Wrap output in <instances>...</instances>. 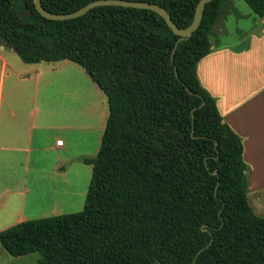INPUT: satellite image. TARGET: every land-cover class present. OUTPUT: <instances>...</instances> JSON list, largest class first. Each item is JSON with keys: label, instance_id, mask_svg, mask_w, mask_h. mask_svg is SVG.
Listing matches in <instances>:
<instances>
[{"label": "trees", "instance_id": "16d2710c", "mask_svg": "<svg viewBox=\"0 0 264 264\" xmlns=\"http://www.w3.org/2000/svg\"><path fill=\"white\" fill-rule=\"evenodd\" d=\"M90 1L40 3L67 13ZM140 1L184 28L198 0ZM243 1L264 17V0ZM224 4L205 3L171 55L177 35L148 9L102 5L54 20L33 0H0V44L25 63L77 64L106 102L97 152L84 159L91 170L82 208L0 231L9 255L37 252L35 264H190L209 243L193 264H264V215L247 201L241 139L196 75Z\"/></svg>", "mask_w": 264, "mask_h": 264}, {"label": "crops", "instance_id": "0c3cea01", "mask_svg": "<svg viewBox=\"0 0 264 264\" xmlns=\"http://www.w3.org/2000/svg\"><path fill=\"white\" fill-rule=\"evenodd\" d=\"M254 38L259 44L264 34ZM210 47L211 51L197 62L196 75L215 98L221 121L241 139L246 192L252 190L254 207L260 209L264 201V149L258 148L255 139L264 136V115L258 111V107L264 109V96L258 92L264 84L254 88L256 85L249 81L237 85L231 80L220 87L216 66L251 52L217 49L213 40ZM257 50L258 46L253 54ZM66 67L64 60L25 63L11 48L0 44V231L20 221L74 212L75 190L69 171L74 175L82 165H89L91 170V164L84 161L91 158L86 147L90 126L81 124L77 127L80 135H74L76 127L67 116L64 99L59 102L53 94L55 76ZM255 99L258 101L253 104ZM102 122L104 125V119ZM103 125L96 128L99 141ZM57 140L61 144H56ZM79 193L85 197L86 190Z\"/></svg>", "mask_w": 264, "mask_h": 264}, {"label": "rangeland", "instance_id": "374dc122", "mask_svg": "<svg viewBox=\"0 0 264 264\" xmlns=\"http://www.w3.org/2000/svg\"><path fill=\"white\" fill-rule=\"evenodd\" d=\"M260 34H264V19L256 16L243 0H226V4L222 6L211 30V38L215 42L216 48L227 49L231 52H242L249 49L251 44L253 47L248 50L251 52L250 55L241 53L237 58L231 59L229 62L224 60L220 65L216 66L219 67L218 74H215L217 77L216 83L221 85L220 87L223 84H227L225 83L226 81L231 80L234 81L233 84L237 85L249 81L252 85H256L254 88L261 86L262 83L264 84V38L260 40L259 44H256L255 38L253 39V36L256 37ZM256 45L259 50L253 54V49H256ZM64 61L67 62L68 67L55 76L54 82L56 84L53 94L54 97L58 98L59 102L63 103L65 101L67 116L76 127L73 131L74 135L78 137L81 133V130L77 129L78 126L83 123L85 126L89 124V143L86 144V147L89 148L88 155L94 157L99 146L96 128H102V121L106 115L105 96L80 66L69 60ZM210 69L209 66L208 71ZM199 77L201 79L200 71ZM208 77L206 78L207 82L210 79L209 74ZM258 92H260L261 96H264V86ZM252 97H256V95ZM256 100L258 101V99H255L253 104L257 102ZM258 108V111L264 115V109ZM258 111H256V114L260 115ZM255 140L257 145H259L258 148L264 149V136ZM259 155L260 153L256 154L257 158ZM258 161L259 159H257L256 163ZM253 163L255 162L253 161ZM246 165L247 173H249V162H246ZM82 167L83 169H80L78 173L77 170H74L76 171L74 175L69 171V177L75 190L74 207L72 208L74 212L82 208L84 194L82 195L79 192L86 190L90 178L89 165H82ZM246 197L252 212L255 215L263 216L264 201L263 206H260V209H256L254 207L255 196L252 195L250 188L246 192ZM38 257L39 254L37 252L11 256L0 245V264H35Z\"/></svg>", "mask_w": 264, "mask_h": 264}, {"label": "water", "instance_id": "95a60500", "mask_svg": "<svg viewBox=\"0 0 264 264\" xmlns=\"http://www.w3.org/2000/svg\"><path fill=\"white\" fill-rule=\"evenodd\" d=\"M211 0H198L195 7H194V12H193V18L190 22V24L184 28H180L176 26V24L172 21L170 18L169 13L166 11L165 8L162 6L152 3V2H147V1H140V0H92L85 5L79 7L78 9L72 11V12H67V13H54V12H48L43 9L41 6L40 0H33V5L35 10L43 17L47 19H54V20H64V19H70L74 17H78L82 14H84L87 10H89L92 7L95 6H102V5H116V6H123V7H132V8H142V9H148L151 10L155 13H157L165 22L166 26L174 33L177 35V39L174 42L171 55L174 53L176 44L178 41L185 40L187 39L191 33L197 28L201 16H202V10L204 7V4L209 2ZM211 48V47H210ZM174 73L176 75V71L174 70ZM185 90L189 93H192L186 86ZM202 229L206 230L205 224L202 225ZM209 244V243H208ZM208 244L202 246L201 248L198 249L196 252L195 256L193 257V260L190 264H193L196 255L202 251Z\"/></svg>", "mask_w": 264, "mask_h": 264}, {"label": "built area", "instance_id": "2783aa9c", "mask_svg": "<svg viewBox=\"0 0 264 264\" xmlns=\"http://www.w3.org/2000/svg\"><path fill=\"white\" fill-rule=\"evenodd\" d=\"M56 144H61V140H57L56 141Z\"/></svg>", "mask_w": 264, "mask_h": 264}]
</instances>
